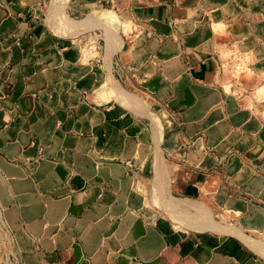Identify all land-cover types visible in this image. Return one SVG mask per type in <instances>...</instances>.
<instances>
[{"label":"crops","instance_id":"1","mask_svg":"<svg viewBox=\"0 0 264 264\" xmlns=\"http://www.w3.org/2000/svg\"><path fill=\"white\" fill-rule=\"evenodd\" d=\"M231 1L65 0L55 21L0 0V220L20 264H264V38ZM117 77L179 111L168 137ZM213 174L239 223L193 200Z\"/></svg>","mask_w":264,"mask_h":264},{"label":"rangeland","instance_id":"2","mask_svg":"<svg viewBox=\"0 0 264 264\" xmlns=\"http://www.w3.org/2000/svg\"><path fill=\"white\" fill-rule=\"evenodd\" d=\"M43 1L45 2V5L43 4L45 10H48V8L52 6V10H54V15L52 19L56 21L59 8L61 7V4L65 3V0H43ZM231 2H232L231 10H234L236 8V10H248V11L253 12L252 14L253 21H255L256 19L257 23L259 24V27L256 33L259 39L264 38V0H232ZM245 21L248 23L250 22L249 14L245 16ZM218 27H219L218 25H215V28H218ZM63 29H65L64 33L68 35L69 33L73 32L75 28L73 24H68L64 26ZM98 34L101 35V32H98ZM111 53L112 51L110 52V54ZM159 67L162 69V65H158L159 71L162 72L163 70H161ZM108 68L110 69V64L108 65ZM113 73H116L115 70ZM117 79L119 81L120 86L124 89V91L127 92L130 97H132L130 99L133 102H135L136 104H140V105L143 104L150 113L155 114L158 118H160L163 121V123L165 124V127H164L165 135L168 137L169 132L172 129V126H171L172 123L170 122V118L172 119L178 118L179 111L172 110L170 108V105L167 102H165L167 100L165 101L162 100L161 102L160 95H157L158 92L156 94H153L154 92L152 90H147V88L144 87V85H142L141 83H140L141 85H138L137 80H126L125 79V82H124L119 77H117ZM151 85L155 86L153 85V83ZM151 85L149 86L152 87ZM177 146H178L177 151H184L188 147V150L192 149L196 152V144H193L192 147L189 145H186L187 147H185V145L180 146V143H179ZM204 148L209 151L208 146ZM161 150L164 152L165 162L167 163L166 165H169V162H174L176 164H180L181 166H183V164H186V162L183 161L182 156L173 154L175 157L174 158L173 156L169 155L168 154L169 148H167L165 145L161 146ZM194 160H195V157H194ZM224 160L222 159L223 162ZM218 163L219 162H217V164ZM217 164L215 165V167L217 166L219 168L221 164L220 165H217ZM191 167H193V165H190V164H188L187 170H183L177 167V170H178L177 179L180 180L181 176H183V173L185 171H190ZM215 167H213L212 169L215 170ZM213 175L215 176L211 180L213 181L215 180L214 184L210 186V191L207 193L205 198H199V199L193 198V200L197 201L201 206L207 209L208 216L211 215L215 220L221 223H225V224L239 223V215H236L234 213L233 211L234 208H232L231 206L230 207L227 206V199L230 193H228L227 195H224L225 193L221 194V192L219 191L220 183L218 182L219 181L218 177H216V174H213ZM166 177H167V181H166L165 186L168 189L167 191L168 195L172 194L174 197H177V198H187L186 196H182V192L180 190H174V189L172 190V188L170 190V185L172 183L171 180L173 177L170 170H168V172L166 173ZM149 190H150L149 186L146 185L145 192L147 195L149 194ZM237 193H240V191H237ZM149 206L151 207H147V208L152 211L151 215L153 217L159 218L158 220L161 221L162 224H167L168 226H171L170 220L166 218L167 216L162 213L160 206L159 208L156 207L155 205H149ZM186 213L188 216L192 218L204 219V215L198 213V211H196L194 208L189 207ZM0 218H2V216ZM10 235H11L10 228L7 229L3 221L0 220V257H1L0 264H5V262H9L13 264H20L18 255L16 254L14 249L10 248V239H11Z\"/></svg>","mask_w":264,"mask_h":264},{"label":"built area","instance_id":"3","mask_svg":"<svg viewBox=\"0 0 264 264\" xmlns=\"http://www.w3.org/2000/svg\"><path fill=\"white\" fill-rule=\"evenodd\" d=\"M2 214H3V213H2V211H1V209H0V217L3 216ZM3 223H4V222H3ZM4 225H5V224H4ZM5 227H6L7 229H9L8 226L5 225ZM5 264H13V263L5 262Z\"/></svg>","mask_w":264,"mask_h":264}]
</instances>
